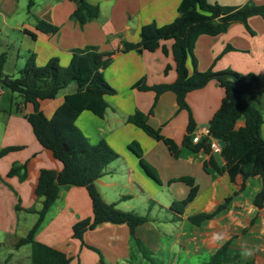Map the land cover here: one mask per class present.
I'll return each mask as SVG.
<instances>
[{"label": "crops", "instance_id": "crops-1", "mask_svg": "<svg viewBox=\"0 0 264 264\" xmlns=\"http://www.w3.org/2000/svg\"><path fill=\"white\" fill-rule=\"evenodd\" d=\"M86 1L99 7L100 16L81 26L72 19L76 4L70 0H0V54H7L4 73L11 79L19 78L32 54L39 67L55 57L66 67L76 49L95 47L104 53L115 52L103 75L117 93L106 96L109 106L103 118L84 111L76 124L91 144L105 140L120 155L95 182L103 199L124 212L149 220L136 228L134 237L126 224L105 223L85 232L81 241L74 236L73 227L94 218L93 202L85 187H62L36 240L63 252L70 259L69 264H180L181 260L183 264H207L228 241L232 250L241 254L242 264H264V205L255 204L263 189L262 178L244 179V173L232 177L221 154L203 149L194 152L183 146L190 114L195 122L194 137L209 128L222 105L225 89L211 80L205 87L190 92L186 98L189 110L179 108L171 91L161 94L156 102L154 90L134 87L140 82L153 87L177 80L174 41H161L154 52H121L124 43L140 42L143 25L154 22L164 26L180 17L183 0ZM251 2L264 5V0H209L212 5L226 7H241ZM40 21L58 27V32H41L37 29ZM194 54L201 72L232 70L264 78V17L250 18L248 26L233 23L218 36H200ZM12 67L19 69L18 77L7 73L6 68L11 71ZM188 69L192 74L191 59ZM0 86L4 87L1 82ZM76 90L73 83L55 99L40 100L41 111L51 118L65 97ZM12 94L9 110L5 112L0 106V112L6 114L0 152L15 148L0 156V237L21 236L9 244L7 239L0 238V248H13L3 256L0 254V264H32L31 245L18 249L15 245L28 235L43 207L44 198L36 194L40 172L44 169L60 172L63 164L34 134L28 121L34 105L27 103L21 94ZM137 111L149 115L148 124L176 142L179 157L162 141L128 122ZM244 124L245 120L241 119L237 128ZM261 135L264 138V123ZM134 141L141 146L145 161L157 171L161 184L146 174L138 157L129 150ZM212 160L220 170L212 166ZM17 167L23 168L11 175ZM251 171L252 166L244 170ZM182 177L193 178L199 193L184 213L177 216L169 207L186 199L190 187L171 181ZM227 199L230 201L226 209L214 218L199 226L190 222L191 217L215 213Z\"/></svg>", "mask_w": 264, "mask_h": 264}, {"label": "trees", "instance_id": "trees-1", "mask_svg": "<svg viewBox=\"0 0 264 264\" xmlns=\"http://www.w3.org/2000/svg\"><path fill=\"white\" fill-rule=\"evenodd\" d=\"M76 4L72 19L81 26L93 22L100 16V9L86 0H70ZM181 16L172 23L158 26L148 23L141 27L140 42L137 44L124 43L121 52L143 50L156 51L164 40H173V55L176 62L177 80L172 84H160L148 87L142 82L134 88L154 90L158 97L171 91L175 93L180 109H187V95L205 87L211 80H216L225 89V97L219 110L213 116L209 129L213 137L222 144L221 156L226 161L225 169L232 177L244 173V179L260 176L263 189L256 196L255 204L264 205V138L261 128L264 123L261 111L252 101L264 95V78L254 74H241L232 70L201 72L197 69V59L194 49L197 40L202 35L218 36L225 33L233 23L248 26V21L254 16L264 17V5L248 3L241 7H226L212 5L209 0H183L180 8ZM37 29L43 33H57L59 28L40 21ZM115 52L104 53L95 47L72 52V59L68 66L63 67L59 58L55 57L42 67L37 66L35 55L32 54L19 73V78L11 79L5 75L4 67L7 54H0V82L12 93L24 96L27 103L34 105V112L29 115L34 134L40 144L52 152L54 157L63 164V170L55 172L44 169L40 172L36 194L43 197V207L38 212V220L28 235L20 239L15 248L31 245L32 264H69L70 259L61 251L36 240V234L43 225L47 213L59 198L62 187H85L93 202L94 218L85 219L73 227L74 236L83 240L88 230H93L105 223L116 225L126 224L130 228L131 236H135L138 226L146 223L149 218L133 212H124L116 204L107 203L98 191L95 182L101 178L109 164L119 159L120 155L102 140L98 144H91L88 138L78 128L76 121L84 111H90L103 118L109 106L106 96L116 94L104 78L103 71L108 68ZM192 60L193 73L188 69V61ZM77 85L76 92L65 97L64 103L48 118L40 109V100H52L71 84ZM246 97L249 98L246 99ZM152 114V112H151ZM149 115L137 111L130 116L128 122L141 128L147 135L157 141H162L175 156L179 157V146L170 138H165L159 130L148 124ZM244 119L243 127L237 128L238 122ZM195 122L190 114L188 135L183 146L198 152L203 149L211 151L208 139L194 144L192 134ZM9 148L0 152L13 151ZM129 150L134 153L146 174L156 183L161 184L157 171L143 158V150L139 143L132 142ZM216 166L214 160L211 161ZM252 166L250 173L244 170ZM23 167L12 169L11 175L18 173ZM183 182L190 187L186 199L175 201L169 211L182 215L186 207L196 198L199 186L191 177H182L171 181ZM230 199L221 205L213 214H201L190 218V222L199 226L206 220L214 218L226 209ZM242 264L243 259L238 251L232 250L231 241L226 242L213 255L207 264Z\"/></svg>", "mask_w": 264, "mask_h": 264}, {"label": "rangeland", "instance_id": "rangeland-1", "mask_svg": "<svg viewBox=\"0 0 264 264\" xmlns=\"http://www.w3.org/2000/svg\"><path fill=\"white\" fill-rule=\"evenodd\" d=\"M19 68V67H18ZM18 70H15L14 67H12L11 71H9L7 68H6V71L7 73H11L13 74L14 76H17L18 77ZM76 85V84H75ZM0 90L3 91V94L0 95V106H1V110H4L5 112L9 110V106L11 107V96L13 95L10 91H8L5 87H2L0 86ZM18 98V97H17ZM246 99L249 100L248 97H246ZM254 103V105L261 111L263 117H264V96L262 98H260L259 100H255V101H252ZM14 108H15V105H14ZM0 112V146L2 144V136L4 135V124H5V117H6V114L5 112ZM17 237L13 236V235H7V236H2L1 235V240H4V239H7V243H11L15 238H18L19 236H21L20 234L16 235ZM11 245V244H10ZM10 245H7V246H10ZM29 248V246H27ZM30 249V248H29ZM11 252L13 251V248L11 247L10 249L8 248H5V246H1L0 248V254L5 255L7 254L8 252ZM23 253V252H22ZM0 258L2 259V257L0 256ZM180 264H183V260H181V263ZM232 264H235V263H232Z\"/></svg>", "mask_w": 264, "mask_h": 264}, {"label": "built area", "instance_id": "built-area-1", "mask_svg": "<svg viewBox=\"0 0 264 264\" xmlns=\"http://www.w3.org/2000/svg\"><path fill=\"white\" fill-rule=\"evenodd\" d=\"M1 93H2V91H0V94ZM203 139H208V144L210 145L211 151L213 153L221 154V152H222V144H221V142L217 138H215V137H213L211 135L209 128H204L199 133H197L193 137V143L194 144H198Z\"/></svg>", "mask_w": 264, "mask_h": 264}]
</instances>
